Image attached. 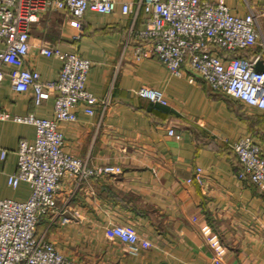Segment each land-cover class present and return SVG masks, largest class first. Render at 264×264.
<instances>
[{
  "label": "crops",
  "instance_id": "obj_1",
  "mask_svg": "<svg viewBox=\"0 0 264 264\" xmlns=\"http://www.w3.org/2000/svg\"><path fill=\"white\" fill-rule=\"evenodd\" d=\"M122 1L109 13L86 10L78 27L63 9L41 11L30 26L25 65L41 80L54 79L61 66L40 53L43 42L75 48L92 62L85 86L99 102L91 114L79 105L75 120L60 121L64 149L88 165L122 168L81 180L65 173L54 209L37 222V237L80 264H264V190L239 176L242 165L230 145L253 136L264 156V109L211 90L187 63L182 76L170 73L150 41L137 36L147 17L143 7L134 3L122 13ZM224 3L233 14L254 13L260 34L249 47L219 54L264 66V0ZM142 86L160 90L167 103L140 96ZM53 106L54 93L36 104L30 90L16 92L8 75L0 79V113L10 114L0 118V198L23 201L31 193L28 182L13 187L8 176L17 169L19 142L32 141L35 127L11 117L51 118ZM116 223L150 246L130 253L106 232Z\"/></svg>",
  "mask_w": 264,
  "mask_h": 264
},
{
  "label": "built area",
  "instance_id": "obj_2",
  "mask_svg": "<svg viewBox=\"0 0 264 264\" xmlns=\"http://www.w3.org/2000/svg\"><path fill=\"white\" fill-rule=\"evenodd\" d=\"M116 1L0 0V79L8 75L16 92L30 90L36 104L54 93L51 118L11 117L35 127L32 141L19 142L17 169L8 176V183L13 187L20 181L28 182L31 193L23 201L0 198V264H80L64 255L53 242L37 237V222L54 209L65 173L80 180L122 173V168L115 163L88 165L64 149L60 121L75 120V109L79 105L85 113L91 114L99 102L98 96L85 86L91 60L82 57L75 48L63 50L43 42L40 53L61 60L57 76L41 80L37 70L25 65L30 49V26L38 20L41 11H68L69 23L78 27L86 10L109 13ZM134 3L142 6L147 14L145 26L137 36L150 41L151 51L170 73L182 76L187 63L211 90L264 109V70L255 68L256 58L239 55L226 58L218 52L221 48L233 51L249 47L257 41L260 33L254 13L233 14L224 0H123L122 13L132 12ZM137 92L154 103H167L163 93L153 87L142 86ZM101 103L106 105V101ZM9 117L7 112L0 113L1 119ZM168 132L180 137L172 128ZM230 145L242 165L239 176L247 177L264 190L260 141L244 136ZM4 154L2 150L1 157ZM106 232L127 243L132 254L150 246L146 237L123 223L109 226Z\"/></svg>",
  "mask_w": 264,
  "mask_h": 264
},
{
  "label": "water",
  "instance_id": "obj_3",
  "mask_svg": "<svg viewBox=\"0 0 264 264\" xmlns=\"http://www.w3.org/2000/svg\"><path fill=\"white\" fill-rule=\"evenodd\" d=\"M256 69H259V70H264V66H262V65H256Z\"/></svg>",
  "mask_w": 264,
  "mask_h": 264
},
{
  "label": "trees",
  "instance_id": "obj_4",
  "mask_svg": "<svg viewBox=\"0 0 264 264\" xmlns=\"http://www.w3.org/2000/svg\"><path fill=\"white\" fill-rule=\"evenodd\" d=\"M221 49H223V48H221ZM242 49V48H241ZM223 50H226V51H229L230 52V50H227V49H223ZM237 50V49H236ZM236 50H233V51H231V52H234V51H236ZM233 56V55H232Z\"/></svg>",
  "mask_w": 264,
  "mask_h": 264
}]
</instances>
